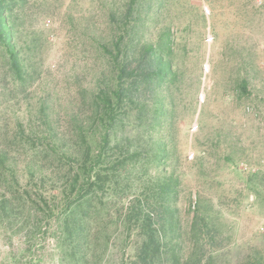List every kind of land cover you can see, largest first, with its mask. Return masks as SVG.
<instances>
[{"label":"rangeland","instance_id":"374dc122","mask_svg":"<svg viewBox=\"0 0 264 264\" xmlns=\"http://www.w3.org/2000/svg\"><path fill=\"white\" fill-rule=\"evenodd\" d=\"M22 7L6 11L18 18L14 35L6 25L7 39L38 71L19 89L0 45V124L10 129L17 118L24 135L36 131L48 90L49 114L61 116L64 130L63 109L79 101L78 87L101 90L100 100L92 96L105 113L109 96L124 128L109 137L92 188L101 200L82 218L99 224L100 257L94 245L69 242L63 226L79 222L55 197L63 188L46 180L48 233L29 239L31 226L0 220V264H264V0H26ZM148 47L162 49L170 65L163 84L153 93V64L141 77L125 76L129 88L117 100L121 68L141 63ZM137 97L154 114H141L131 102ZM126 137L131 146L115 147ZM150 213L161 217L153 236L160 245L147 247L141 220Z\"/></svg>","mask_w":264,"mask_h":264},{"label":"trees","instance_id":"16d2710c","mask_svg":"<svg viewBox=\"0 0 264 264\" xmlns=\"http://www.w3.org/2000/svg\"><path fill=\"white\" fill-rule=\"evenodd\" d=\"M10 1L14 4L10 5ZM25 3L26 0H0V36L5 35L4 38H1L3 41L0 45L8 49L12 58L13 83L15 81L17 84L19 82L23 83L18 86L19 89H25L24 87L32 83L34 71L37 73L38 70L30 64L29 60L27 61L24 57L18 56L20 52L15 45L16 41L11 42L8 40L9 38L7 39L8 30L6 25L10 23L13 25L9 30L14 35L12 29H14L15 25L17 26L18 18L17 16L13 17L11 14H9V19L5 16L6 11L11 12V6H23L20 9L22 10ZM92 45L94 48L98 47L100 49V44L97 41ZM151 49L152 47L145 49V55L140 57L141 63H136L137 65L135 64L136 66L131 70L126 71L125 68L118 67L121 70L116 77L118 79L116 86L119 88L116 91L117 100L121 101L125 89L129 88L127 86L128 80L123 81L122 79L125 76L141 77L146 74V68L154 69L153 64H157L158 67L150 79L152 81L151 84H155L153 93H155V89L163 84L165 75L170 72V65L164 59L162 49L154 53L150 51ZM129 64L126 63V67ZM118 68L117 64L116 66L114 65L112 72H115ZM121 80L126 86L122 85ZM136 82H134L132 88L135 87ZM97 85L98 83L95 84V86ZM15 87L17 88L16 85ZM241 88L244 92L247 91L245 81H242ZM76 90L79 93L77 96L79 101L70 104L67 109L62 108L64 113L68 114L64 130H60L63 121L58 117L61 116L54 117L49 114L51 108L47 104L54 93L50 95L48 90H44L47 99H41V105L38 108L36 107L38 111L37 120H39L40 126L36 131L30 128L24 135V128L27 125L24 126L19 123L17 118L14 119V125L10 129L7 128V123L5 125L0 124V220L4 219L8 224L19 220L20 228L31 226L29 239L33 236H43L48 233L43 231V228L48 229L49 222L53 218V210L50 206L51 204L44 199L43 194L48 192V186L45 183L46 180H49L52 189L55 187L58 190L63 188L60 190V195L57 194L55 197L58 198L60 196L59 202L66 204L64 210L69 211V218L76 217L79 222L76 225L67 226V224H64L63 230L69 235V242L80 241L79 243L82 244L81 241L83 240L86 247L94 245L91 247L93 249L92 255L100 257L98 253L100 248L102 249V244L100 243V230L96 229L99 224L97 223L93 226L83 222L82 218L89 213L87 207L91 209L92 203H99L101 200L100 194L92 190L101 180L97 164L105 151L110 150L105 148L110 145L108 142L109 137L113 135L117 139L116 134L119 128L122 129L124 126L122 118L119 119L117 113H114V109L111 108L112 100H110L109 96V109L105 113L106 110L101 107L105 102L99 101L101 90L98 94H95L94 90L91 91V89L82 90L77 87ZM92 95H98V102L97 98ZM131 102H134L136 108L140 107L138 111L141 114L145 113V115H148L153 113L146 104L139 102L138 97L134 98V100L132 98ZM80 105L87 109L88 112L82 114L81 108L83 107ZM126 105L133 107L130 101ZM131 145L132 140L126 137L123 140L119 139L115 147L123 149L122 146H125L127 149ZM164 150L161 148V152H164ZM122 160L121 164L125 165L129 159L123 156ZM163 189L160 190V194L163 191L164 193L166 192L164 187ZM160 194H158V200L165 201V195H162V197ZM55 197L53 198L56 199ZM163 208L167 207L163 205ZM97 213L95 211V214ZM158 218L161 219L160 216L150 213L141 220L143 223L141 225L142 233L149 237V241L144 243L147 244V247L151 244L160 245L159 238L153 237L157 231L159 232L157 227L159 224ZM86 219L91 218L87 217ZM73 247H76V244H73ZM157 250L158 248L156 247L154 251ZM83 261L86 264L89 260H75V264H83Z\"/></svg>","mask_w":264,"mask_h":264}]
</instances>
